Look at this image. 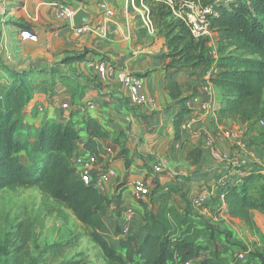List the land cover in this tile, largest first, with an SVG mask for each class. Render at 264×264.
I'll return each instance as SVG.
<instances>
[{"label":"crops","instance_id":"1","mask_svg":"<svg viewBox=\"0 0 264 264\" xmlns=\"http://www.w3.org/2000/svg\"><path fill=\"white\" fill-rule=\"evenodd\" d=\"M100 1L108 4L113 16L100 10ZM54 3L85 5L95 21L105 22L107 36L96 32L77 34L70 21L57 19ZM140 8H134L129 0H0V95L11 82L12 70L38 71L51 77L52 68L58 67L67 81L55 73L54 85L36 84L22 128L30 130L35 140L46 119L72 122L80 135L79 154L89 153L83 148L87 115L109 132V137L98 140L97 168L116 171L100 189L110 200L102 234L119 251L121 239L136 236L142 241L153 232L188 240L203 252L213 234L210 228L230 229L233 221H241L229 215L224 202L219 207L212 205V196L218 186L227 187L240 177L244 165L237 162L247 160L243 156L234 161L218 159L213 150L238 154L244 150L240 147L241 131L244 138L252 136L251 128L257 123L219 124L215 110L223 99L211 82L219 71L216 48L212 60L198 67H164L156 45L142 41L151 37L152 29L140 31L145 25L139 23L133 11ZM25 26L39 36L37 42L20 39L19 31ZM210 44L214 45L213 39ZM85 50L88 53L82 61L60 63L65 55ZM104 62L112 64L113 74L99 72L98 66ZM128 73L141 76L148 103L139 106L131 101L123 83ZM170 82L180 86L182 96L187 97L185 102L173 98ZM89 102H94L96 108L89 110ZM180 106L190 112L176 140L174 116ZM234 125H239L240 131L233 129ZM257 150L263 161L264 152ZM21 161L28 163L26 152L21 154ZM155 165L161 170L155 171ZM136 181L150 185L151 193L141 200L134 196ZM199 197L204 200L198 202ZM253 215L264 233V213L253 211ZM219 261L233 263L227 251H219Z\"/></svg>","mask_w":264,"mask_h":264},{"label":"trees","instance_id":"2","mask_svg":"<svg viewBox=\"0 0 264 264\" xmlns=\"http://www.w3.org/2000/svg\"><path fill=\"white\" fill-rule=\"evenodd\" d=\"M207 2L213 7L208 18L214 35L212 38L197 39L186 23L177 19L161 0H144L152 19L155 20L153 17L158 15V22H155L159 34L167 39L168 52L158 57L166 68H195L212 60L211 53L215 47L219 71L211 82L219 89L223 99L215 110L217 122L260 123L264 121V0ZM135 4L140 6L141 1L135 0ZM24 28L30 29L29 26ZM211 39L214 45H210ZM87 53L85 50L67 54L60 63L82 61ZM53 70L51 77L38 71H10L11 82L0 98V192L38 188L44 196L71 212L85 230L83 235L74 234L75 238H89L101 249L105 260L103 263L81 261L76 264H140L141 261L145 264H183L193 257L199 258L200 264H220L213 257H204L193 242L153 232L147 233L142 241L136 236L121 239L120 251L110 244L101 232L110 200L94 184H86L73 163L74 157L79 154L80 140L75 125L46 119L34 141L31 139L32 132L22 128L37 91L36 84L56 83L55 73L60 72ZM58 76L63 81L68 79L61 73ZM29 78L30 83L27 84L26 79ZM168 87L179 103L187 100L176 82H170ZM189 112L186 106L177 109L174 116L176 140L180 139L181 126ZM84 121L87 140L83 148L99 157L98 140L110 134L94 117L87 115ZM23 152L27 153V164L21 161ZM242 168L238 179L231 181L227 187L216 188L212 205L219 207L221 201L224 202L232 218L240 219L259 234L263 246L256 250L258 258L253 250L249 254L255 264H264V234L257 227L253 215V211L264 213V198L256 196L250 189L251 182L264 176V169L254 165ZM59 213L66 217L64 210ZM35 236V226L29 220L17 223L6 232L0 225V257H8L11 253L19 256ZM211 237L214 239L213 234ZM45 248L61 250L62 247L54 242ZM0 264L4 263L0 261Z\"/></svg>","mask_w":264,"mask_h":264},{"label":"rangeland","instance_id":"3","mask_svg":"<svg viewBox=\"0 0 264 264\" xmlns=\"http://www.w3.org/2000/svg\"><path fill=\"white\" fill-rule=\"evenodd\" d=\"M133 11L139 23L144 25L142 12L144 15L147 12L149 13L150 9L140 8L138 11L134 9ZM153 18L158 22V15ZM150 19L153 25L152 32H150L151 37L146 36V39H142V41L143 43L153 42L156 45L158 56H161L168 52L166 48L167 39L159 34L157 23L151 16ZM140 30L146 32L148 28L145 26ZM212 34L214 35V32ZM52 69L57 71L58 67ZM233 129L240 131L239 125H234ZM251 130V133L254 134L252 136L248 134L249 136H246V138L243 135L244 131L239 132L242 134L240 147L244 150H241L238 154L231 151L225 154L228 155L229 159L233 158V161L241 156L245 157L247 159L245 162H237L240 166L254 165L264 168V159L263 161L259 160L260 155L259 150H257L261 149L264 152V125L258 122ZM249 151L253 153L250 154ZM250 189L256 196L264 198V176L261 175L259 180L251 182ZM60 210L65 211V218L60 216ZM27 220L33 222L35 226V239L19 256L11 253L8 257H0V261L4 264H76V262L81 261L90 263H103L105 261L101 249L89 238H75L74 234L81 233L83 235L85 231L84 226L75 216L64 207L57 205L52 199L44 196L38 188H19L14 191L5 190L0 192V225L3 231H10L17 223ZM231 226L230 229L210 228L214 239L211 237L207 247L203 248L204 257H213L220 262L219 251H227L234 260L242 250L248 252L253 250L256 254V250L258 251L263 246L259 234L250 230L241 221H233ZM54 242L61 244V250L45 248ZM67 242H70V244H66ZM255 254L254 256L258 258Z\"/></svg>","mask_w":264,"mask_h":264},{"label":"built area","instance_id":"4","mask_svg":"<svg viewBox=\"0 0 264 264\" xmlns=\"http://www.w3.org/2000/svg\"><path fill=\"white\" fill-rule=\"evenodd\" d=\"M118 1V0H117ZM141 5L139 7L148 10L147 5L144 0H140ZM165 6L172 12V14L179 20L186 23L190 33L197 39L212 37L213 30L211 29L210 21L208 15L211 13L213 7L211 3L205 2L204 0H161ZM130 5L137 7L135 5V0H129ZM55 15L57 19L63 21H70L79 7L86 8L85 5L79 7H73L64 4H56ZM100 10H102L107 16H113L114 11L108 6L104 1L98 3ZM144 25L150 30L153 25L150 19V14L147 12L143 15ZM77 34H83L85 32H96L102 37H106L108 34L107 27L103 20H97L93 25H85L78 28H74ZM19 37L23 41L37 42L39 36L29 28H21L19 31ZM10 57V56H9ZM98 70L101 73L113 74L114 67L108 62L99 64ZM123 83L127 87L131 101L136 105H144L149 102V98L142 92L143 79L141 76L128 73L123 76ZM0 98L2 96L0 95ZM89 110L96 108L94 102H89L87 104ZM261 125H264V121H260ZM214 155L218 159L229 158L227 154L221 153L216 149L213 150ZM74 165L78 169V173L81 179L86 184H94L96 188L103 189L104 185L112 180L116 175L115 170L101 171L97 168L99 163V157L95 154H78L73 159ZM155 171H160L161 168L158 165L154 167ZM151 193L150 185L146 184L145 181H136L134 183V196L136 199L141 200L144 196ZM224 196L222 195L221 198ZM203 197L198 198V202H202ZM201 260L197 257L187 259L183 264H200ZM232 264H255L251 258L248 251H240L234 258Z\"/></svg>","mask_w":264,"mask_h":264},{"label":"water","instance_id":"5","mask_svg":"<svg viewBox=\"0 0 264 264\" xmlns=\"http://www.w3.org/2000/svg\"><path fill=\"white\" fill-rule=\"evenodd\" d=\"M95 22L94 14L84 7H79L71 20V24L74 28H78L85 25H93Z\"/></svg>","mask_w":264,"mask_h":264}]
</instances>
